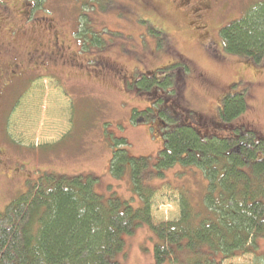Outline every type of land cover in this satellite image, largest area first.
<instances>
[{
    "label": "rangeland",
    "instance_id": "1",
    "mask_svg": "<svg viewBox=\"0 0 264 264\" xmlns=\"http://www.w3.org/2000/svg\"><path fill=\"white\" fill-rule=\"evenodd\" d=\"M26 1L0 0L5 57L25 61L33 48L49 52L55 31L65 54H76L78 62L52 67L54 74L33 78L3 102L9 108L18 100L2 120L0 211L44 173L91 174L99 178L98 192L115 191L130 200L129 178L113 179L108 173L111 144L123 140L132 156L152 160L162 148L153 113L145 120L132 116L149 106L150 96L136 90L137 76L155 69L164 68L155 77L171 75L177 90L169 112H196L202 131L226 134L231 125L215 124L214 115L224 95L242 93L246 110L233 124L264 135V58L248 63L225 52L219 37L221 27L243 14L250 0H152L154 7L137 0ZM28 7L32 18H27ZM177 174L174 167L163 179L150 178L158 188L151 199L154 222L179 218L182 192L199 202L200 176L180 182ZM123 239L121 264H155V237L147 225ZM255 248L220 264H264V238Z\"/></svg>",
    "mask_w": 264,
    "mask_h": 264
},
{
    "label": "trees",
    "instance_id": "2",
    "mask_svg": "<svg viewBox=\"0 0 264 264\" xmlns=\"http://www.w3.org/2000/svg\"><path fill=\"white\" fill-rule=\"evenodd\" d=\"M219 37L225 52L257 65L264 58V0H250ZM162 69L136 79L137 92L150 96L142 118L152 112L165 119L156 158L132 156L120 139L111 144L108 173L129 178L131 199L101 194L91 174L44 173L0 211V264H121L123 237L143 225L155 237V264H220L257 250L264 238V135L233 124L246 110L245 96L224 95L213 122L231 127L222 135L205 127V133L196 112L167 115L177 90L171 75L155 77ZM141 112L134 110L133 118ZM174 167L180 182L200 176L199 202L182 192L179 218L154 222L151 199L158 188L150 178L163 179Z\"/></svg>",
    "mask_w": 264,
    "mask_h": 264
},
{
    "label": "flooded vegetation",
    "instance_id": "3",
    "mask_svg": "<svg viewBox=\"0 0 264 264\" xmlns=\"http://www.w3.org/2000/svg\"><path fill=\"white\" fill-rule=\"evenodd\" d=\"M137 1L144 7H148L146 5L155 6V3H152V0ZM27 3L29 4V2ZM27 10L26 13L29 14V9ZM27 18H29L28 15ZM48 44L49 52L46 50L44 51L42 48H33L26 53L25 61H22L21 59L17 60L16 58L7 59L5 57L7 54L0 50V94H2L0 96V133H3L2 130L4 123L2 120L18 102V100H16L13 102L14 105L6 108V103L4 104L3 102L6 100L8 94L17 91L19 87L34 81L33 78L48 77L50 73L54 74L52 67H56L58 64L65 66L66 63L71 64L77 61L76 54H65V46L63 42L60 41L59 36L55 31L53 39ZM177 56L182 59L181 54H177ZM158 121L160 125L164 123L160 119H158ZM6 131L7 128L4 129V132L8 135ZM1 152L2 151L0 150V153Z\"/></svg>",
    "mask_w": 264,
    "mask_h": 264
}]
</instances>
